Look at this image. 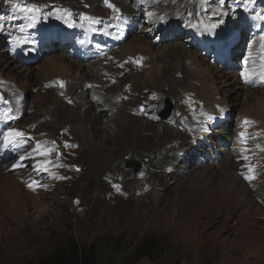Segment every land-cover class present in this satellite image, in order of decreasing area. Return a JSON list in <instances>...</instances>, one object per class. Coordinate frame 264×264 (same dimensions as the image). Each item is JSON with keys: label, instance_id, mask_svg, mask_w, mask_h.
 I'll return each instance as SVG.
<instances>
[{"label": "rangeland", "instance_id": "1", "mask_svg": "<svg viewBox=\"0 0 264 264\" xmlns=\"http://www.w3.org/2000/svg\"><path fill=\"white\" fill-rule=\"evenodd\" d=\"M39 1L42 3L40 4ZM123 1L132 4L139 0ZM167 1L170 2V0H160V3ZM248 1L237 2L228 12L218 14L216 19L204 13L210 22L218 21L216 25L222 21L224 31L231 30L238 21H249V25L240 30V36H236L235 41L230 45V50L234 53L228 55L227 59L233 58L237 62L233 63L230 70L229 60L216 52L215 45L206 48L203 44L193 50L197 55H205L204 60L208 61L214 70H223L226 65L228 68L223 71L239 74L250 70L244 62L247 61L246 54L236 56L235 46L241 49L243 44L251 41L249 45L251 49L248 53L254 51L253 41L264 37V24L258 18V15L264 17L261 14L264 10L257 6L250 11L244 6ZM110 3L114 5L113 0H110ZM33 5L39 6L41 13L35 17L33 26L36 24V30L31 34L20 35L24 41L23 54L18 57L10 56L7 52L8 44L0 43V50L3 49V52H0V60L8 59L11 63L8 68L0 65V138L7 132L8 127L19 126L29 130L33 142L41 146L40 137L33 136V132L38 126L40 132H48V127L43 126L45 122L54 127L51 137L57 142L59 138L58 133H55V125L60 127L68 124L70 128L66 129L71 133L72 124L69 116L74 115V112H70L71 105L63 99H67L69 84L72 82L75 84V80L80 77L79 71L72 72L71 76L57 77L59 74L53 65L47 62L50 58L75 61V65L82 68L83 72L91 74V78L89 76L86 82L98 91L100 88L95 87L101 84L102 80L97 79V75L102 72L104 76L113 71L107 67L110 63L108 56L114 54L119 46L136 36L148 39L150 42L158 41V46L164 45L166 40L158 37V32L152 36L146 33L151 29L149 24L152 20L148 23L144 21L141 27L133 28L121 18L122 10L112 14L113 8L107 7L104 0H0V6H6L8 9L12 7L13 13L17 16V22L14 24L16 28L21 27L23 22L32 23L29 13L20 11V8ZM210 5L212 6L210 8H214L215 4L210 3ZM143 8L140 6L137 12L142 15L140 18L145 20ZM151 9L153 10V7ZM54 10L61 12L59 18L65 16V12L70 14L72 12L77 22L72 24V27L64 25V29L53 27V21L58 19ZM81 14L97 22L89 24L88 20L81 19ZM107 15L111 19H108ZM198 18L203 19L202 16ZM257 26L261 29L257 30ZM74 27H79V31H74ZM33 30L29 28L26 32ZM105 30L107 34L120 36L121 40L109 43V49L104 55L84 56L88 55L89 49L84 51L80 46L81 41L88 38L94 48L100 51L105 45L96 38ZM185 39L194 38L187 35ZM41 66L45 68L41 69ZM86 66L90 68L95 66V69L91 72ZM46 75L53 78L44 81ZM121 78V74L117 73L115 83L110 81L103 84L114 87ZM138 78L141 79V76L139 75ZM4 82H8L9 86ZM60 82H63V87L60 86ZM167 86L156 91L155 100H151L148 106L146 103H141L135 107V110L148 115L157 124H168L170 119H161L153 111L154 105L163 96L173 104V110L181 106V103L176 101V87L172 84ZM259 87H264V84ZM5 88L8 89L7 92ZM111 89L98 91L99 101L104 100L110 104L113 94L108 91ZM49 95L52 99L48 98ZM191 96L183 95L184 109L190 115L188 118V113L185 114L186 120L192 119L195 125L193 129L195 138L200 135L203 140V152L200 158L194 160L195 165L190 166L184 155L185 158L178 156L176 162L168 163L171 165L152 166L154 153L151 150L166 142V139H161L159 143L155 141V137L147 138L145 134L149 129L145 125L137 124L139 127L136 132L120 131L116 129L119 125L114 127L104 115L99 118L97 124H90L91 128L81 123V132L85 133L88 139L84 151L81 150V147L83 148L80 144L81 138L72 132L74 137L79 139L78 142H74L80 145V148L73 149L59 145L61 148L55 146L53 154L58 159L59 169L63 172L60 176L66 179L73 175L74 181L58 182L45 172L38 176L39 180L42 178L44 183L54 188L44 195L48 207L47 213L40 217L34 210L29 209L26 219L22 222L24 224H19L12 221L5 214L4 208L0 207L2 214L4 213L0 218V228L2 227L0 264H39L43 258L69 248L70 245L93 246L98 264H264V200L262 201L259 196L255 197L249 191L247 194L239 190L231 192L223 182L226 175L223 164L226 161L231 157L241 158L243 154H259L260 150L264 149V130L259 127L260 121L243 115L240 104L243 96L238 100L236 108L234 110L228 108V112L225 109L221 110L223 104H214L216 106H213L214 110L212 107L207 108L195 95L191 94ZM121 97L127 98L124 93ZM49 99L50 101L45 104ZM80 106L82 112L85 106L81 104ZM43 112L48 116L54 115L55 118L52 119L54 121L48 123L47 115L42 117ZM76 113L78 110L75 111ZM82 113L83 116L81 113L78 114L77 121L86 120L84 119L86 115L88 122L92 120V115H88L87 112ZM179 116L182 118L181 114ZM42 119L46 120L42 122ZM55 120L57 123L54 124ZM158 126L162 127L159 124ZM174 129L178 130V127ZM181 131L185 132L184 129ZM117 133L122 135L119 138L122 141V150H119L116 142L113 141ZM218 150L221 151V155L215 154ZM189 153L193 154L190 151ZM96 155L99 156L96 158ZM127 155H132L141 162L142 165L136 173L124 167V159ZM172 155L173 152L170 151L167 156ZM9 162L8 157L3 160L2 165L5 166ZM32 162V159L28 160L24 163L27 165L25 169H17L15 172L30 170ZM199 164L203 166L200 170L196 167ZM208 165L212 167L208 168ZM111 166L112 170L118 169L128 180L123 184V192L118 191V197L109 199L97 192L101 184H105L101 182L102 173L108 172ZM246 169V167H237L232 161V177L235 175L240 177ZM35 175L31 174L28 178L35 180ZM262 186L264 182L258 184L256 182V188ZM243 196L246 199L244 202ZM1 202L6 204L7 200L3 199Z\"/></svg>", "mask_w": 264, "mask_h": 264}, {"label": "bare ground", "instance_id": "2", "mask_svg": "<svg viewBox=\"0 0 264 264\" xmlns=\"http://www.w3.org/2000/svg\"><path fill=\"white\" fill-rule=\"evenodd\" d=\"M240 1L242 0H225V3L221 5L220 0H206V2H204V0H170V2L167 1L164 3H160V0H139L137 2H133L132 4H127L123 0H113L115 8L122 10L121 18H124V20L131 24L133 28L141 27L142 22L145 21L148 23L149 20H152V22L149 24L151 29L146 31V33L149 36H152L158 32V37L166 40L164 45L158 46V41L150 42L148 39L136 36L132 40L123 43L122 46L118 47L114 54L108 56L110 63L107 64V67L113 71L106 73L104 76L102 75V72L100 75H97V79L101 78L102 81H100L101 84H98L95 88H100L98 90L99 92H104L106 88H112L108 91L109 93L113 94L112 102L110 104H107L108 102H105L104 100L99 101L98 97L100 96V93L95 90L91 84L86 82L89 76L91 78V74L89 75L86 71L83 72L82 68H80L78 65H75V61H62L61 59L58 60L54 57L47 61L50 63L49 65H53V68L59 74L57 77H65L66 75L71 76L72 72L74 73V71H79L80 73L79 78H73L74 80L76 79V83L74 84L72 82L73 85L72 83L69 84L67 99H63L67 104L71 105V109H69L70 112H74V115L69 116V118H71L69 121L72 124L73 130L71 129L70 133V131L66 129L70 128L68 124L60 127L55 125V133H58V136H56L59 138L57 142L51 137L52 133H54V127L46 124V122L43 123V126L48 127V132H40L39 130L41 129H39V126L33 132V136L38 135L40 137L41 146L37 150L36 147L38 144L33 142L32 135L29 130L19 126L8 127V129H17L27 136L23 137L19 146L10 145L8 147H4V136L0 138V207L4 208L5 214H7L10 219H12V221L20 224L26 219L27 211L29 209L34 210L35 213H37V215L40 217L47 213L48 207L46 205V201H44V195L54 188L52 185H47L44 183L42 178L39 180L38 176L45 172L58 182L64 183L74 181V178H72L73 175L66 179L60 176L63 174V172L59 169L58 159L53 155L54 147L58 146L61 148L60 146H65L73 149L80 148V145L75 143L78 142L79 139L77 138V140L74 137L72 134L73 132L75 136L77 135L81 138L80 144L83 146V148L81 147V150L84 151V145L86 146L88 144V139H86L85 133L81 132L82 127L80 124L82 123V125L85 124L87 127H90L94 124H97V121L103 115L107 117V120H109V122L112 123L114 127L119 125V127L116 129L120 131L128 130L133 132L134 130L136 132V129L139 127L138 125H145L147 126V129H149L145 134L147 138L155 137V141H159V143L161 142V139H166V142H162L160 146L151 150L152 153H154L152 166H158L161 164H165L164 166L171 165L168 163L176 162L178 156L183 158L186 157L185 160H187L188 164L191 166L192 164L195 165L196 163L194 160L200 158L202 155L203 140L200 138V135L195 138L196 136L193 131V129H195V125L192 122V119L186 120L187 117H190V115L189 112H186V109H184L185 105L183 103V95L191 96V94H193L200 100V102H203L207 108L212 107L214 110V107H216L214 104H223V107L220 108L221 110H227V112L228 108L234 110L238 104V100H240V98L243 96V99L240 103L243 109L242 112H244L243 115L254 117L258 122L260 121L261 123L259 122V127H262L264 130V87H259V85L264 84V39L256 38L255 41H253V45L255 47H253L254 51L249 53L248 51L251 49L249 47L251 41L247 44H243L241 49L240 47L235 46L236 56L246 54L247 61L244 62L246 63V66L250 68V70L247 72L252 74L250 79L247 80L241 76V73L237 74L235 72L232 73L230 71H223L227 70L228 65L224 66L223 70H214L212 65L208 61L204 60L203 57L205 55L200 56L193 51L203 44L206 48H208L210 45H215L217 48L216 52L221 54L220 56H223L226 60H229V70L231 69L230 67L233 66L234 62L237 63L233 58L227 59L228 55H232L234 53L230 50V45H232V43L235 41L234 38L236 36H240V30L246 28L249 25V21H238V23H236L231 30L224 31L223 24L220 23L216 25L218 21L210 22L206 15L210 14V18L216 19L218 14L213 15L214 12L219 10V14L222 12L226 13V11L228 12L229 9L231 10L233 6H235L236 3ZM39 3L41 4L42 1H39ZM210 3L215 4L213 5L214 8H210L212 7ZM246 3L248 4L249 1ZM140 6L144 7L143 12L145 14V20L140 18L142 15L137 12ZM257 6L264 10V0H254L252 1L251 7L248 8L251 11L252 8ZM35 7L38 8L39 6L35 5ZM63 7L66 10L68 9L66 6ZM151 7H153V10ZM148 9L151 10L147 11ZM116 12L117 11L114 9L111 10L112 14H115ZM149 12L153 13V15H146V13ZM40 13L41 11L39 10L38 13H29V16L34 15L35 17H38ZM54 13L57 15V18L61 14L59 10H54ZM196 13L198 15L194 16ZM261 14L263 16L264 12L261 11ZM199 16H202L203 19H199ZM107 18L111 19L108 15ZM116 18H118V16ZM201 21H203V24ZM16 22L17 16H15L13 13L12 7L8 9L6 6H0V43L6 42L8 44L7 52H9L10 56L14 57L20 56L24 46L23 38L20 37V35L31 34L36 30V24L31 27L34 29L33 31L26 32V30L29 29L28 24L23 22L21 27L16 28L14 26ZM75 22L77 21L74 20L72 12L71 14L65 12V16H61L60 18L54 20L52 25L53 27L64 29V25L66 26L70 23L74 24ZM261 22L264 24L262 19ZM212 24L216 25L214 29L208 30L204 27V25L210 26ZM78 28L79 27H74L73 30L78 32ZM258 29L261 28L257 26V30ZM187 35L192 36L194 39H185ZM96 39H100L103 42L105 45L103 49L97 51L94 48L93 43H90L88 38H85L80 43V46L84 51L89 49L87 52L88 55L84 56L96 57L98 55H104L109 49V43L116 42V40L120 41L121 37L114 36L110 33L107 34L105 30L103 33L98 34ZM178 39H180V41H178ZM19 41L23 42L20 43ZM152 43H155V45ZM244 50L246 53H244ZM0 52H3V49L2 51L0 50ZM9 62L10 60L8 59L7 61L1 59L0 65L4 68H8V66L11 64ZM47 62H45V64ZM42 67L44 66H41V69ZM86 68L90 67L86 66ZM94 69L95 66L90 68L91 72H93ZM117 73H120L122 78L118 80L116 86L111 87L105 86L103 84L104 82L110 81L115 83ZM139 75L141 76V79L138 78ZM52 78L53 77H48L46 75L44 77V81L50 80ZM4 83L6 86L8 85V82ZM168 84H172V86L176 87V101L181 103V106L174 110L172 109L173 112L171 111L172 114L170 113L171 116L169 115L168 117V119H170L169 123H158L159 125H162V127H160L158 126L157 122L148 117V115L144 113H138L135 110V107L141 103H146L148 106L149 102L151 103V100L155 98L156 91H159V88L167 86ZM242 86L246 89H244ZM7 90L8 89H6V92ZM56 93L57 92H55V94ZM122 93L126 95V99H122ZM220 94H222L221 97ZM48 98L52 99V96L49 95ZM16 99H18V97ZM50 99L46 100L45 104H47ZM80 104L85 106V109L82 112H87L88 115H92L91 121H87L89 120L87 119V115L84 116V119L86 120L80 122L79 120L77 121L78 114L81 113L83 116V113L81 112L82 109L80 108L82 106H80ZM55 105L56 104H54V107ZM106 105L107 108H105ZM189 105L188 107H190ZM212 108L210 110H212ZM76 110H78V113H76L77 115L75 114ZM179 114H181L182 118H180ZM185 114L189 116L186 117ZM44 116L48 118V123L51 122L53 118H55L54 115L48 116L47 113L45 114V112H43L42 117ZM45 120L46 119H42V122ZM55 123H57V121L54 122V124ZM135 124L138 125L136 126ZM173 127H178V130L174 129ZM181 129H184L185 132L182 133ZM120 135V133H117V138L115 137V140L113 141L116 142L115 144H117L118 149L122 150V141L119 140ZM189 136L193 137L194 139L191 140V137L189 138ZM17 139L19 140L20 138ZM171 143L174 145H171ZM49 149H51V151H48ZM194 149L197 151H191ZM170 151L173 152V155L168 157L167 155ZM189 151L193 152V154H190ZM39 153L45 154L40 155ZM215 154L221 155V151L218 150ZM243 155V157L238 159L231 157V159L223 164V168H226V175H224L225 178L223 182L231 192H237L239 190V192L243 191V193L247 194L249 191L250 194L254 195L255 197L259 196L263 201L264 186L256 188V182L257 184L264 182V149L260 150L259 154L250 153ZM21 156L25 157V159L20 161L19 167L14 168L13 165L16 164L18 160H20ZM98 156L99 155H96V158ZM8 157L10 158L9 164L5 166L2 165L3 160L8 159ZM30 159L33 160L30 170L20 173L15 172L17 169H25L27 165L24 163ZM185 160H183V162H185ZM44 161H48L46 165H43L48 169L47 171H43L38 168V163H42ZM232 161L237 165V167L239 166L247 168L240 177H237V175L232 177ZM200 165L201 164L196 166L199 167V170L203 168V166ZM210 167H212V165H208V168ZM111 168L112 166L109 168L108 172L102 173L101 182L103 181L105 184H101L100 190L97 192L101 195H105V197L109 199L118 197V191L115 187H113V185H118L120 188L119 191L123 192V184L128 180L118 169L112 170ZM250 169L251 171H249ZM31 174H36L35 180L28 178V176ZM246 176H251L252 179H245ZM33 182L35 183V188H29L28 185L32 184ZM3 199L7 200L6 204H2L1 201ZM245 200L246 199L243 196L242 201L244 202ZM52 203H54V201ZM3 214L0 210V218Z\"/></svg>", "mask_w": 264, "mask_h": 264}, {"label": "snow or ice", "instance_id": "3", "mask_svg": "<svg viewBox=\"0 0 264 264\" xmlns=\"http://www.w3.org/2000/svg\"><path fill=\"white\" fill-rule=\"evenodd\" d=\"M204 2H206V0H204ZM104 3L106 4L107 7L109 8H113L115 11H119V9H116L115 6L113 4L110 3V0H104ZM225 3V0H220V4L223 5ZM251 4H252V0H249V3L244 5L246 8L247 7H251ZM15 8V5L13 6ZM20 11L22 12H25V13H38L39 12V9L37 7H35L34 5L33 6H26V7H23V8H20ZM219 14V10H217V12H214L213 15H217ZM146 15L148 16H152L153 13H146ZM59 18V17H58ZM258 18L259 19H262L264 20V17H261L258 15ZM29 19L32 20V23H29L28 24V27L31 28L33 27V24L35 22V16L32 15L29 17ZM81 19L82 20H88L89 21V24H92V23H96L97 21L94 20L93 18L91 17H87L85 16L84 14H81ZM201 23L203 24V21H201ZM222 23V21H221ZM73 25L70 23L69 24V27H72ZM82 26V25H81ZM204 27L208 30H211V29H214L216 27L215 24H212V25H204ZM262 39H264V37H262ZM20 43H22L23 41H19ZM251 73H248L247 71H244L241 73V76L244 78V79H250L251 77ZM60 86L63 87V82H60ZM190 106H191V102H190ZM143 111V109H141ZM203 115V113L201 114ZM9 119H12V117H8ZM208 119H211V117H207ZM241 136H243V133H241ZM24 137V133L17 130V129H8V131L4 134V137H3V144H4V147H8L10 145L12 146H19L20 142L22 141ZM17 138H20L19 140ZM40 145L38 144L37 145V150L39 149ZM35 151V150H34ZM48 151H51V149H49ZM40 155H44L45 153H39ZM25 157L21 156L20 157V160H18L16 162V164L13 165V167H19L20 166V161L24 160ZM48 163V161H44L42 163H38V168H40V170H43V171H47L48 169L46 167H44L43 165H46ZM251 171V169L249 170ZM245 179H252L251 176H246ZM29 188H35V183L33 182L32 184H29L28 185ZM113 187L116 188L117 191L120 190L119 186L118 185H113Z\"/></svg>", "mask_w": 264, "mask_h": 264}, {"label": "trees", "instance_id": "4", "mask_svg": "<svg viewBox=\"0 0 264 264\" xmlns=\"http://www.w3.org/2000/svg\"><path fill=\"white\" fill-rule=\"evenodd\" d=\"M39 264H98L93 246H73L59 250Z\"/></svg>", "mask_w": 264, "mask_h": 264}, {"label": "water", "instance_id": "5", "mask_svg": "<svg viewBox=\"0 0 264 264\" xmlns=\"http://www.w3.org/2000/svg\"><path fill=\"white\" fill-rule=\"evenodd\" d=\"M166 105V107H164ZM173 109V104L170 102V100L163 96L159 98L158 102L154 105V114L157 115V117L161 119H166L169 117L171 111ZM141 162L134 158L132 155H127L125 156L124 159V167L125 168H130L134 173H136L140 167H141Z\"/></svg>", "mask_w": 264, "mask_h": 264}]
</instances>
